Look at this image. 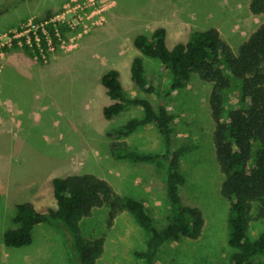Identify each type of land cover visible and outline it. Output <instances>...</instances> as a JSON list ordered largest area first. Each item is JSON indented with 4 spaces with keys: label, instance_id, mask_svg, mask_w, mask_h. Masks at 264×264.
Masks as SVG:
<instances>
[{
    "label": "rangeland",
    "instance_id": "374dc122",
    "mask_svg": "<svg viewBox=\"0 0 264 264\" xmlns=\"http://www.w3.org/2000/svg\"><path fill=\"white\" fill-rule=\"evenodd\" d=\"M91 6L100 10L94 25L84 17ZM49 12L71 31L48 63L22 47L0 48L1 66L9 55L14 65L0 74V264H80L62 226H37L29 246L11 248L3 242L4 233L16 227L18 205L31 202L40 212L57 209L55 178L85 173L102 177L120 195L142 200L157 228H165L170 210L165 164L132 163L112 155L111 133L144 115L140 106H131L112 119L104 117L112 101L102 77L112 69L119 71L126 95L146 98L154 107L164 103L176 115L173 148L190 147L181 160L186 183L180 194L184 205L201 209L205 226L198 239L183 237L165 245L156 264H233L231 204L222 195L225 175L216 157L210 107L214 85L193 74L186 87L168 94L170 73L161 84L162 64L145 57L134 42L164 28L172 49L194 32L217 28L237 52L264 23V13L254 15L250 0H0V43L22 24L47 18ZM139 56L150 81L162 87L161 98L144 93L132 81V64ZM239 90L235 82L230 105L237 103ZM124 140L140 151L165 149L153 124ZM108 213L105 206L81 222L86 238L104 242L96 264H144L135 255L147 244L144 227L129 211L110 227ZM263 231L264 218L255 210L250 236L256 239Z\"/></svg>",
    "mask_w": 264,
    "mask_h": 264
},
{
    "label": "trees",
    "instance_id": "16d2710c",
    "mask_svg": "<svg viewBox=\"0 0 264 264\" xmlns=\"http://www.w3.org/2000/svg\"><path fill=\"white\" fill-rule=\"evenodd\" d=\"M254 15L264 13V0H250ZM53 14L48 13L51 19ZM50 34L57 41L55 27L49 25ZM66 38L70 28L60 25ZM135 46L148 58L162 64L160 80L163 84L167 73L171 75V91L183 89L193 74L213 83L210 97L211 115L214 121V143L218 163L225 175L222 195L231 204L230 240L235 250L233 264H264V231L256 238L249 229L253 212L264 218V23H262L236 52L217 28L194 32L186 43H178L172 49L166 42V30L159 28L152 38L140 35ZM14 48L19 49L17 43ZM9 50V48H6ZM35 57L27 45L23 48ZM131 78L144 93L161 98L162 87L157 88L148 78L144 58L136 57L131 68ZM237 83L238 101L230 105V93ZM102 84L112 103L103 114L107 119L121 114L131 106H140L144 115L130 120L122 128L111 133L114 141L111 152L115 159L132 163H164L167 168L166 195L170 210L166 226L160 230L151 211L142 200L120 195L108 180L92 173L71 175L53 180L57 209L40 212L31 203L20 204L13 219L15 228L4 233L7 247L29 246L34 240V230L43 223H50L67 230L68 241L77 254L80 264H96L104 251L102 239H89L83 235L81 222L96 209L107 206L108 225L111 227L125 211L135 215L148 233L146 247L135 255L144 264H156L165 245L183 237L198 239L205 226L200 208L184 205L180 194L186 177L181 172V160L190 147L174 149L172 146L176 115L169 112L164 103L158 107L146 98L126 95L116 69L102 77ZM153 124L163 137L165 149L145 152L130 148L124 138L140 127Z\"/></svg>",
    "mask_w": 264,
    "mask_h": 264
},
{
    "label": "built area",
    "instance_id": "2783aa9c",
    "mask_svg": "<svg viewBox=\"0 0 264 264\" xmlns=\"http://www.w3.org/2000/svg\"><path fill=\"white\" fill-rule=\"evenodd\" d=\"M99 13L100 10L98 8L91 6V10L85 11L84 17L91 20L90 23L94 25L98 23ZM84 17L81 18L84 19ZM49 25H53L55 27L57 41H55L53 36L50 34L48 28ZM60 25L61 24H58L57 21L52 18L41 22L34 19L29 20V22L22 24L16 32L7 35V42H3L2 44L0 43V48H14L15 42L22 48L27 45L32 49L36 59H40L42 62L48 63L51 54H54L58 50L60 44L65 43V38L62 37L59 30ZM3 56V51H0V58H3ZM0 69H2L1 64Z\"/></svg>",
    "mask_w": 264,
    "mask_h": 264
},
{
    "label": "crops",
    "instance_id": "0c3cea01",
    "mask_svg": "<svg viewBox=\"0 0 264 264\" xmlns=\"http://www.w3.org/2000/svg\"><path fill=\"white\" fill-rule=\"evenodd\" d=\"M0 63H2V59L0 60ZM2 69H0V74L3 73L5 70H7L9 67L10 68H13L14 65H13V61L11 59V55H9L7 58H6V61L4 62V64L1 66ZM7 68V69H6ZM0 85H4V82L1 83ZM4 112H2L3 114ZM4 115V114H3ZM147 126V125H146ZM147 152V151H145ZM157 152H160V151H157Z\"/></svg>",
    "mask_w": 264,
    "mask_h": 264
}]
</instances>
